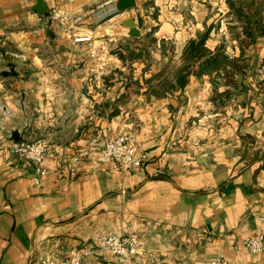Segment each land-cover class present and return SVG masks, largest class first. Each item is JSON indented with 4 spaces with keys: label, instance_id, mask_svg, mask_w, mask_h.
I'll list each match as a JSON object with an SVG mask.
<instances>
[{
    "label": "crops",
    "instance_id": "obj_1",
    "mask_svg": "<svg viewBox=\"0 0 264 264\" xmlns=\"http://www.w3.org/2000/svg\"><path fill=\"white\" fill-rule=\"evenodd\" d=\"M43 1L45 13L37 0H0V264H42L117 233L139 237L129 260L98 250L88 264H264L245 242L264 212V25L245 45L228 0H136L123 12L117 0ZM234 1L247 16L259 3ZM61 9L75 20L47 18ZM205 34L211 54L249 57L233 94H220L228 85L216 71L197 73L207 56L185 55ZM122 131L147 156L143 168L117 171L96 151L73 161L92 138ZM16 134L63 150L41 188L11 151Z\"/></svg>",
    "mask_w": 264,
    "mask_h": 264
},
{
    "label": "built area",
    "instance_id": "obj_2",
    "mask_svg": "<svg viewBox=\"0 0 264 264\" xmlns=\"http://www.w3.org/2000/svg\"><path fill=\"white\" fill-rule=\"evenodd\" d=\"M72 1V0H69ZM47 18L50 21L71 22L75 20L70 10L61 9L52 11ZM90 37L77 38L76 40H88ZM96 57V54H93ZM99 63L90 68V73L102 82ZM11 151L23 159H26L34 166L32 176L33 185L41 188L44 179L48 174L46 166L47 160H58L63 155L60 147H52L44 137L34 139H22L13 141ZM96 151L100 154V159L112 164L117 171H131L143 168L145 165L146 155L138 154L137 144L133 136L126 131L119 132L115 136L107 139L104 144L98 143V137L92 138L89 147L81 150L73 156V161H78L81 157L89 155ZM259 229L255 236H249L245 242L249 252L254 256H261L264 251V212L259 217ZM96 245L91 249L79 250L74 248L67 256H53L42 264H88L87 259L98 250H107L118 258L120 262H125L134 253L139 242V237L135 233L124 234L117 233L109 236H97ZM211 264H233L225 256L217 257L212 260ZM257 264H262L257 262Z\"/></svg>",
    "mask_w": 264,
    "mask_h": 264
},
{
    "label": "trees",
    "instance_id": "obj_3",
    "mask_svg": "<svg viewBox=\"0 0 264 264\" xmlns=\"http://www.w3.org/2000/svg\"><path fill=\"white\" fill-rule=\"evenodd\" d=\"M230 6L240 15L248 18L243 11V3H236L234 0H228ZM251 24H248V27ZM248 37H250V42L246 39L243 40V43L249 44L255 40V35L253 31H250ZM207 35H202L198 39L191 40L186 49L185 55L190 60H201L207 56V58L200 62V68L197 73L203 72L204 69H211L216 71V85H219L220 79H224L228 88L220 93V94H233L231 91V85L236 84L237 80L235 79L236 74L244 75V67L242 66L244 63V52L242 51L239 56H228L222 50L221 47L211 54V51L206 50L205 43L207 40ZM191 70V69H190ZM189 68H184L179 73L177 82L181 87H184L187 83V76L190 74ZM220 78V79H219Z\"/></svg>",
    "mask_w": 264,
    "mask_h": 264
},
{
    "label": "rangeland",
    "instance_id": "obj_4",
    "mask_svg": "<svg viewBox=\"0 0 264 264\" xmlns=\"http://www.w3.org/2000/svg\"><path fill=\"white\" fill-rule=\"evenodd\" d=\"M262 1H263V4H261V2L259 0L258 1L259 3L256 5L258 8H260L259 9V12H261V14H262V15L259 14V15H261L259 18H258V16H259L258 13L255 14V12H254V10L257 11L258 8L253 9V8H250V6H248V8L246 9L248 11V13H250V16L248 18H245L243 16H238V18L242 17L240 19V22L242 21V22H245L246 23V25L244 26V29H245L244 30V33H245L244 34V38L247 41H249V42H250V37H248V34L247 33H249L250 31H253V32L255 31L256 34H254V35H255V39H256V37L259 35L258 33L260 32V30L263 29V25H264L263 24V22H264V0H262ZM260 21H261V23H260ZM253 23H254V25H253ZM248 24H251V25L248 27ZM258 26L261 29H259ZM241 52H240V54H241ZM248 58L249 57H247V56L244 57V63L242 65L244 67V76H246L248 74V70L251 69V67L249 66V60H248ZM262 65L264 66V62H263ZM249 67H250V69H249ZM253 71H252V73H253ZM239 75H241V74H239ZM241 85L242 84L239 82V87H241ZM243 86H244V90L247 91L248 90V85L245 83V84H243ZM231 87H233V89L236 90V84L231 85ZM239 90H241V89H239ZM261 150L263 152L262 154H264V149H261Z\"/></svg>",
    "mask_w": 264,
    "mask_h": 264
},
{
    "label": "water",
    "instance_id": "obj_5",
    "mask_svg": "<svg viewBox=\"0 0 264 264\" xmlns=\"http://www.w3.org/2000/svg\"><path fill=\"white\" fill-rule=\"evenodd\" d=\"M136 0H117V6L119 11H130L132 8L136 7ZM35 9L38 13H45L49 11V6L44 3L43 0H37V5L35 6ZM126 27L130 28V34L134 36H139L140 32L137 29L135 21L130 18L125 23ZM15 140L18 141V135H15Z\"/></svg>",
    "mask_w": 264,
    "mask_h": 264
}]
</instances>
